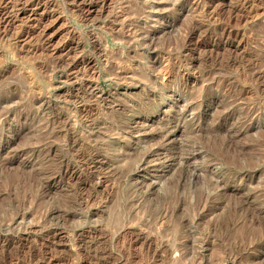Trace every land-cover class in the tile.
<instances>
[{"label": "rangeland", "instance_id": "1", "mask_svg": "<svg viewBox=\"0 0 264 264\" xmlns=\"http://www.w3.org/2000/svg\"><path fill=\"white\" fill-rule=\"evenodd\" d=\"M0 264H264V0H0Z\"/></svg>", "mask_w": 264, "mask_h": 264}, {"label": "bare ground", "instance_id": "2", "mask_svg": "<svg viewBox=\"0 0 264 264\" xmlns=\"http://www.w3.org/2000/svg\"><path fill=\"white\" fill-rule=\"evenodd\" d=\"M249 149V148H248ZM240 222V221H239ZM259 227V226H258ZM245 228V227H244ZM260 228V227H259ZM241 230V229H240ZM257 235V234H256ZM241 240V239H240ZM240 244V243H239ZM239 247V246H238Z\"/></svg>", "mask_w": 264, "mask_h": 264}]
</instances>
